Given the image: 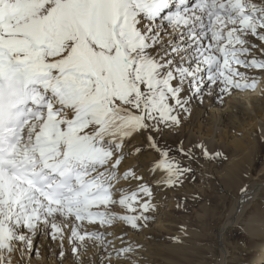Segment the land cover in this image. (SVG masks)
<instances>
[{"label":"snow or ice","instance_id":"6c2138e0","mask_svg":"<svg viewBox=\"0 0 264 264\" xmlns=\"http://www.w3.org/2000/svg\"><path fill=\"white\" fill-rule=\"evenodd\" d=\"M253 72L264 75V2L0 0V264H31L41 235L62 259L65 241L75 255L107 250L100 229L117 221L146 228L153 190L128 157L150 150L167 187L194 174L184 161L226 159L157 136L193 100L255 91Z\"/></svg>","mask_w":264,"mask_h":264},{"label":"bare ground","instance_id":"6f19581e","mask_svg":"<svg viewBox=\"0 0 264 264\" xmlns=\"http://www.w3.org/2000/svg\"><path fill=\"white\" fill-rule=\"evenodd\" d=\"M254 2L259 4L264 0H254ZM255 55L260 57L259 50L255 52ZM251 74L259 80L255 91L237 92L230 97L225 96L222 102L219 100L218 93L206 96L202 104L198 100H193L192 103L196 108L191 103L194 111L189 117H192L190 120L185 119V127L181 126L184 129L180 136L186 138L188 144L202 142L211 151H214L215 147L222 149L231 154V162H235L239 170L250 168L251 162L264 148V75L258 72ZM171 133L168 132L170 135ZM134 143L140 142L134 141ZM131 151L135 150L131 149ZM147 157L151 160L155 158V155L150 151ZM141 158L130 155L125 167L137 169L152 187V203L156 210L148 214L151 219L146 228H142L141 231L130 230L129 227L117 221L110 228L100 229L105 233L107 250L103 246L88 242L85 248L80 249L79 255H75L71 251V246L65 241L63 249L65 255L62 259L59 258L61 249L58 242L52 244L49 237L41 235L35 241V243L39 242L36 247H39L40 254L31 260V264H109V254H111V264H176L172 262L171 257L179 255L185 250L184 248L189 247L192 241L183 236V233L186 232V235L193 237L197 234L186 224L181 228L179 224L181 218L177 215L173 221L165 222L169 210H162L160 205L164 204L166 208H170L171 202L166 196L163 200L161 199L162 194L158 192L162 191L160 186L163 184L157 185L153 181L151 171L145 168L146 161L142 162L144 160ZM161 175L163 174H157L155 179L159 180ZM235 178H238L236 172L230 176L228 182L235 181ZM245 188L247 191L236 197L228 214L229 217L221 227L217 242L219 251L214 264H264V170L258 176H251V180L242 189ZM160 199L162 202H159ZM158 203H160L159 206ZM115 210L120 211L118 208ZM237 233L241 234L243 240L240 245L237 242L238 244L233 246L228 236ZM175 237L179 238V243L174 241ZM153 238L158 241L153 243L155 240ZM129 246L132 247L133 252L118 258L116 250ZM243 247L251 251V256H246L248 260L243 258L241 252Z\"/></svg>","mask_w":264,"mask_h":264},{"label":"rangeland","instance_id":"374dc122","mask_svg":"<svg viewBox=\"0 0 264 264\" xmlns=\"http://www.w3.org/2000/svg\"><path fill=\"white\" fill-rule=\"evenodd\" d=\"M258 93H260V91ZM192 104L194 105V108H196L195 104ZM192 104L190 106L191 114L194 111ZM191 117L188 116L187 118L190 120ZM184 122L186 121H183L182 126L185 127L186 124ZM180 128V131H176L178 129L171 130L173 133H171L170 130H166L162 135L163 137L157 136V139L160 141L162 146H169L172 148H175L180 141H183L185 146L190 145L186 142V138L184 139V137L180 136L182 133L181 131L184 129L182 127ZM168 132L171 133V135L168 134ZM152 135L156 136L155 133H152ZM214 151L222 152L226 159H219L211 162L204 159L193 160L190 162L184 161L185 164H189L191 166L194 174L191 175L189 179H186L182 186L167 187L162 184V186H160L162 187V191H159L158 193L162 194L161 199L163 200L166 196L171 202L170 208H166L164 204H157L158 206L160 205V207L162 206V210L165 211L168 209L170 211H167L165 222L173 221L174 217L176 218L175 215H177L181 218L179 221L181 228L184 224H186L188 228H193V231L197 234L193 237L192 235H186V232L183 233V236L192 239V241L189 244V247L184 248L185 250L181 251L179 255L171 257L172 262L176 264H214L216 254H218L219 251V244H217L218 236L222 225L229 217L228 214L236 201V197L241 196V189L244 188L245 184L249 180H251V176H258V174L263 173L264 148L260 152L259 156L251 162L252 164L250 168L247 169L246 167L243 168V170H239L236 168L235 162H231V154L226 153L217 147H215ZM149 152L150 150L145 151L143 155H140V157H142L141 160H144L142 162L145 163L146 161V163L143 164L148 170H150L151 164L155 159L150 160L147 157ZM197 155H199L198 150ZM234 172L237 173L238 178H235L236 180L231 181L230 183L228 182L229 178ZM161 199L159 202H162ZM128 229L133 230L130 227ZM237 234L228 236L229 241L233 244V246H236L238 243L240 245L243 240L241 234ZM153 239H155L153 240V243L158 241L156 238ZM50 241L52 244L55 243L52 240ZM35 244L38 246L39 242H36ZM241 252L243 254V258L245 257L247 260L248 258L246 256H251V251H249L247 247H243ZM35 258H37V255L33 254L32 259ZM16 259L18 260L19 257L17 256Z\"/></svg>","mask_w":264,"mask_h":264}]
</instances>
